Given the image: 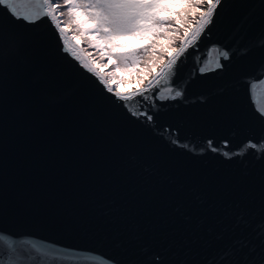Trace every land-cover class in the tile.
Returning a JSON list of instances; mask_svg holds the SVG:
<instances>
[{
  "label": "water",
  "instance_id": "water-1",
  "mask_svg": "<svg viewBox=\"0 0 264 264\" xmlns=\"http://www.w3.org/2000/svg\"><path fill=\"white\" fill-rule=\"evenodd\" d=\"M262 41L264 0H222L167 81L119 101L162 63L119 90L80 46L109 93L48 17L0 6V264H260Z\"/></svg>",
  "mask_w": 264,
  "mask_h": 264
},
{
  "label": "snow or ice",
  "instance_id": "snow-or-ice-1",
  "mask_svg": "<svg viewBox=\"0 0 264 264\" xmlns=\"http://www.w3.org/2000/svg\"><path fill=\"white\" fill-rule=\"evenodd\" d=\"M205 2L206 9L202 7ZM221 3L222 0H62V3H57L56 0H0V6H3L10 17L17 21L23 20L25 23L34 24L43 17H48L63 44V51L77 60L82 68L95 75L109 93H113V88L92 67V62L84 56L80 45L73 43L77 37H68V26L74 25V30L81 40L86 38L90 47L102 51L122 72H134L140 63L141 54L149 50L153 55L158 49L167 52V62L161 58L163 66L151 79H148V86L126 94L115 92L114 95L119 101H131L137 96L146 99L145 94L152 88L159 87L162 79L167 81L173 74L178 60L186 51V46H191L199 39L200 34L212 23ZM176 9H184V11H175ZM196 12H199L196 26L190 31H185L180 41V48H172L169 51V47L174 44L172 36L179 33V29L175 26H183L187 16L195 15ZM62 17H67V26L61 22ZM221 57L227 60L229 53L221 52L215 59L213 67L201 66L199 72L203 74L223 67L220 62ZM260 83L264 85V80ZM256 86L252 85L253 88ZM172 93L173 88H163L157 98L174 100L183 95L182 90H175L174 95ZM260 112L264 116V109ZM132 115L137 113L133 112ZM147 119L151 121L153 118L147 116ZM261 122L264 123V120ZM245 147L260 149L264 154V139L259 144L249 141ZM260 232L264 234V221L260 224ZM6 243L12 248L11 242ZM212 264H215V261ZM260 264H264V258L261 259Z\"/></svg>",
  "mask_w": 264,
  "mask_h": 264
},
{
  "label": "rangeland",
  "instance_id": "rangeland-1",
  "mask_svg": "<svg viewBox=\"0 0 264 264\" xmlns=\"http://www.w3.org/2000/svg\"><path fill=\"white\" fill-rule=\"evenodd\" d=\"M57 3H61L60 0H56ZM205 4L202 6L205 7ZM175 11H184V9H176ZM199 12H196L195 15L189 14L187 19L183 22V26L176 25L179 29L178 35H173L172 39L174 44L169 47V51L174 48L178 42L180 41L182 34H184L185 30H187L193 23V20L196 19ZM61 22L64 24L67 21V17L60 18ZM67 26V25H66ZM75 26H68V32L72 36H76L75 40L90 56V59L99 67V69L106 75L108 81L114 86L116 89L124 90L131 89L135 86H140L144 83L157 66L161 64V58L164 60L167 56V52H161L159 49L153 55L151 50L141 54L140 63L136 67L135 71L132 73L122 72L117 69L115 63L108 58L102 51L90 47L88 41L86 39L81 40L78 33L74 30ZM159 43V42H157ZM154 61V62H153ZM147 77V78H146ZM143 81V83H141Z\"/></svg>",
  "mask_w": 264,
  "mask_h": 264
},
{
  "label": "trees",
  "instance_id": "trees-1",
  "mask_svg": "<svg viewBox=\"0 0 264 264\" xmlns=\"http://www.w3.org/2000/svg\"><path fill=\"white\" fill-rule=\"evenodd\" d=\"M61 1V3H62V0H60ZM65 25H67V21L64 23ZM186 31V30H185ZM185 33V32H184ZM184 34H182V36H183ZM86 39V38H85ZM87 40V39H86ZM176 47V46H175ZM174 47V48H175ZM86 50V49H85Z\"/></svg>",
  "mask_w": 264,
  "mask_h": 264
}]
</instances>
